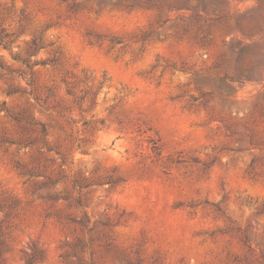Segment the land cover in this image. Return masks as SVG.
<instances>
[{
	"label": "rangeland",
	"instance_id": "1",
	"mask_svg": "<svg viewBox=\"0 0 264 264\" xmlns=\"http://www.w3.org/2000/svg\"><path fill=\"white\" fill-rule=\"evenodd\" d=\"M0 264H264V0H0Z\"/></svg>",
	"mask_w": 264,
	"mask_h": 264
}]
</instances>
